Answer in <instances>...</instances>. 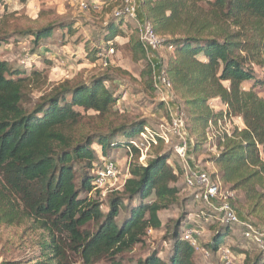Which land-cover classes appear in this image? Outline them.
I'll return each mask as SVG.
<instances>
[{"label": "trees", "instance_id": "obj_1", "mask_svg": "<svg viewBox=\"0 0 264 264\" xmlns=\"http://www.w3.org/2000/svg\"><path fill=\"white\" fill-rule=\"evenodd\" d=\"M136 10L161 46L172 48L166 59L155 54L149 59L140 41L125 33V22L114 16L105 24L102 41L128 37L129 48L147 59L142 77L146 97L155 100L154 76L164 74L196 157L206 143L209 123L222 117L217 103L227 107V116L241 118L243 129L233 127L229 137L218 139L219 153L205 161L213 169L214 183L242 193V199L236 196L231 202L239 217H253L257 221L251 222L262 227L264 0H136ZM76 23L58 18L28 29L5 21L0 24V47L28 39L31 55L45 61L38 52L58 39L65 42ZM86 53L92 61L99 50ZM113 74L126 75L107 68L87 81L75 82L73 77L32 102L31 88L43 82L42 73L10 69L0 59V229L25 226L39 232L40 255L31 264H121L134 247L143 245L148 230H162L158 214L178 202V168L168 165L172 149H165L157 137V144L150 146L152 156L138 163L140 152L131 141L149 122L113 119L122 97L112 87ZM154 106L165 109L162 101ZM165 116L169 121L166 109ZM93 145L105 159L122 149L131 152L129 177L121 190L107 195L105 211L99 191L92 193L91 182L102 162ZM209 218L205 214L202 221ZM180 221L165 227L162 245L137 264H195V249L182 240ZM208 229L211 237L204 247L219 253L230 228L216 220ZM165 244L168 250L161 258ZM244 264H264V255L246 257Z\"/></svg>", "mask_w": 264, "mask_h": 264}, {"label": "rangeland", "instance_id": "obj_2", "mask_svg": "<svg viewBox=\"0 0 264 264\" xmlns=\"http://www.w3.org/2000/svg\"><path fill=\"white\" fill-rule=\"evenodd\" d=\"M85 1L87 9H81L79 2ZM96 4H92V0H0V24L2 22L7 25L20 26L21 28H36L41 24L50 21L74 19L77 21L72 35L66 34L65 42L58 39L54 45H48L46 50H41L38 54L43 57L45 61L36 58L35 54L30 53V45L28 39H19L18 42H10V44L0 47V59L5 61L10 69H26L28 74L31 69L42 73L43 81L41 83H34L31 91L30 98L32 102L37 100L43 93L49 91L53 86L62 83L63 81L73 79L77 81H87L89 77L104 72L107 68L118 69L126 75L118 77L113 74L112 87L122 94L120 101L116 104L117 117H126L131 119H145L149 122V128L153 132H159V126L164 124L168 129L169 121L165 116V109H171L174 113V106L169 102L170 97H162V91L155 93L154 97L145 96L143 92V71L146 68L147 59H139L138 53L133 52L131 46H128V37L135 36L138 40V30L135 23H125V33L127 38H119V45L116 47V53L113 57L107 60V65L104 60L100 59L99 53L104 48L102 37L104 36V28L106 22L113 16V10L122 6V0H93ZM94 5V8H92ZM136 31V33L134 32ZM88 42V43H87ZM88 45L86 48L85 46ZM132 45V44H131ZM93 47V48H92ZM87 49L99 50L94 60H89L87 57ZM172 51V49H171ZM165 48H160L156 57L166 59L167 55L171 52ZM155 57V58H156ZM151 58V57H150ZM154 58V57H152ZM151 58V59H152ZM256 75L260 78L263 77L262 73L257 69ZM156 85V82L154 81ZM249 87V86H248ZM260 96L264 99V89L259 92ZM170 96L174 99L172 91ZM29 98V99H30ZM165 100V103L162 101ZM163 102L165 109L154 108L156 103ZM154 105H153V103ZM176 103V102H175ZM216 109L222 108V103L216 104ZM176 106V105H175ZM170 113V112H168ZM93 115V113H90ZM237 124V123H236ZM106 125V124H105ZM243 129V128H242ZM168 142H164L165 149H174L177 144V139L170 133L165 131ZM143 141V139H141ZM217 144V143H216ZM206 144L202 147L199 157L195 153L191 154V162L198 164L202 170L211 174L213 169L207 165L206 159L212 156V153L205 148ZM95 151L97 157L102 161L101 165L106 160L114 161L119 165L120 176L118 182L109 187L99 191L101 210H106V197L115 188L122 189L124 181L129 177L127 167L131 162V157L128 152L121 151L109 154V158H103L100 155V148L96 145L91 147ZM128 150V149H127ZM151 147L140 155L138 163L144 164L145 160L152 156L150 154ZM175 161V164L173 162ZM168 165L178 168V181L175 186L180 188L178 194V202L172 205L167 210L161 211L158 216L162 224V230L148 231L142 246H136L128 254L121 259V264H137V259H142L146 254L153 249L162 245V238L164 236L165 227H172L174 222L180 221L181 238L184 231L189 228L197 229L200 231V237L197 241V249H195L194 261L195 264H224L225 258L229 260L230 264H244L245 258H253L260 252L254 245L247 244L242 239L240 226H231L226 238V245L223 246L219 253H209L205 249L206 243L210 240L211 232L209 225L211 222L216 221L209 218L207 221H202V216L197 217L199 206L194 203L190 198L193 197V191L189 190L186 186V174L182 171L176 158L172 155ZM176 168V169H177ZM175 169V171H176ZM177 173V172H176ZM127 177V178H126ZM94 194V193H93ZM236 196L242 199V193L236 192ZM189 198L190 202H184ZM185 217V219H182ZM212 216V215H211ZM121 216L117 219L119 223ZM252 222L256 223V219L249 218ZM260 223V222H259ZM258 224V223H257ZM262 224V223H261ZM264 227V225H261ZM39 232L32 231L25 226L20 227H3L0 229V264H31L39 258L40 251L38 243ZM164 252L160 255L164 258L165 252L168 250V245H163ZM264 255V254H263ZM224 256V257H223ZM76 261V260H75ZM79 264V261H76ZM96 264H110L107 260H101Z\"/></svg>", "mask_w": 264, "mask_h": 264}, {"label": "built area", "instance_id": "obj_3", "mask_svg": "<svg viewBox=\"0 0 264 264\" xmlns=\"http://www.w3.org/2000/svg\"><path fill=\"white\" fill-rule=\"evenodd\" d=\"M92 4H96V1L92 0ZM81 9H87L85 1L79 2ZM94 8V5H92ZM136 0H122V6L113 10V16L119 18L127 23H135L138 30V40L142 44L149 59L153 54L157 53L161 46V39L157 37L149 24L137 18L136 12ZM119 39L115 38L113 41L104 44L103 50L99 53L100 59L104 60V64L107 65V60L113 57L116 53V47L119 45ZM171 47L167 50L171 51ZM156 87L162 91L164 97H170L169 102L174 106V113L171 109H168L170 122L168 129L164 124L159 126V132H153L148 126L144 127L139 133L138 137L131 141V145L137 148L140 155L148 150L151 145H156L157 137L161 138L164 142H168V137L165 131L170 133L177 139V144L173 149V155L176 158V162L180 165L182 171L186 174V186L189 190L193 191V202L199 206V212L197 217H205V214H210L212 218L219 221L221 225L227 227L240 226L242 239L245 243L254 245L260 253L264 254V228L257 227L249 220H243L239 217L236 210L231 206V202L236 198V192L229 191L227 188H222L218 183H214L210 174L202 170L198 164L191 162V154L193 152V142L189 139L185 132L184 121L177 106H175V98L170 96L171 85L167 81L164 74L160 73L154 76ZM165 105V100L162 99ZM168 108V105H167ZM222 114L221 118L216 123H209L206 131V150L211 152L212 155L219 153V140L223 141L224 136H230L231 129L235 127L238 131L243 128V123L240 117L227 116V107L222 104L220 110ZM237 123V124H236ZM143 139V141H141ZM217 143V144H216ZM131 157V152L127 150ZM128 171V167H127ZM120 176L119 165L114 161L106 160L103 165L95 172L91 185L93 187L92 193L97 191L105 192L104 189H109L118 182ZM127 178V177H126ZM123 187V186H122ZM121 189L115 188L113 191H119ZM112 192V191H111ZM208 212V213H206ZM151 231V230H148ZM200 237V231L197 229L189 228L184 231L182 240L188 242L193 248L197 249V241ZM221 252V251H220ZM224 257V256H223ZM224 264H230L231 262L227 258L223 259Z\"/></svg>", "mask_w": 264, "mask_h": 264}, {"label": "crops", "instance_id": "obj_4", "mask_svg": "<svg viewBox=\"0 0 264 264\" xmlns=\"http://www.w3.org/2000/svg\"><path fill=\"white\" fill-rule=\"evenodd\" d=\"M119 38H120V37H119ZM119 38H118V39H119ZM153 57H154V56H153ZM217 104H218V103H217Z\"/></svg>", "mask_w": 264, "mask_h": 264}]
</instances>
